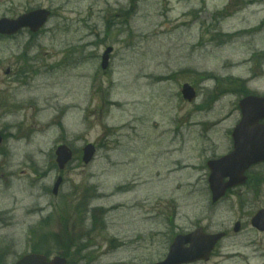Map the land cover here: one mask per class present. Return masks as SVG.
Returning a JSON list of instances; mask_svg holds the SVG:
<instances>
[{
    "label": "rangeland",
    "instance_id": "obj_1",
    "mask_svg": "<svg viewBox=\"0 0 264 264\" xmlns=\"http://www.w3.org/2000/svg\"><path fill=\"white\" fill-rule=\"evenodd\" d=\"M257 1L0 0V17L52 11L37 34L0 38V264L36 246L46 216L45 249L73 253L71 264L156 262L169 216L185 230L230 229L202 264H264V232L251 226L264 208V164L217 204L207 166L232 148L239 100L250 90L264 94V0ZM184 83L198 92L191 103ZM87 143L98 151L84 165L77 159ZM61 144L76 157L63 171ZM145 218L157 220L144 225ZM145 232L155 236L136 252L118 250L120 240ZM83 240L92 250L75 253Z\"/></svg>",
    "mask_w": 264,
    "mask_h": 264
},
{
    "label": "water",
    "instance_id": "obj_2",
    "mask_svg": "<svg viewBox=\"0 0 264 264\" xmlns=\"http://www.w3.org/2000/svg\"><path fill=\"white\" fill-rule=\"evenodd\" d=\"M51 12L40 8L32 10L18 17L17 19L1 18L0 33L13 34L22 28H30L32 32H37L48 21ZM112 47H108L102 58V68L107 69L109 65ZM184 98L192 101L196 92L189 84L183 88ZM242 118L234 128L232 137L234 140L233 151L217 160L209 162L211 175L209 178L210 188L213 194V201H218L224 196L227 190L247 180L246 171L253 165L264 162V96L251 95L240 101ZM3 137L0 131V145ZM95 147L88 144L84 148V162L89 163L94 154ZM57 163L63 169L72 159V152L66 145H61L56 150ZM229 178L227 182L225 179ZM62 182V177L58 179L54 187L57 193ZM253 226L259 230H264V210L259 211L253 218ZM240 224L237 223L235 230H239ZM223 236L222 233L206 235L202 229H198L188 236H179L171 249L169 258L161 264L181 263L201 258L208 259L209 252L214 244ZM190 242L191 248L183 252L182 244ZM17 264H48L42 255H30L19 261ZM49 264H66L63 258H56Z\"/></svg>",
    "mask_w": 264,
    "mask_h": 264
},
{
    "label": "flooded vegetation",
    "instance_id": "obj_3",
    "mask_svg": "<svg viewBox=\"0 0 264 264\" xmlns=\"http://www.w3.org/2000/svg\"><path fill=\"white\" fill-rule=\"evenodd\" d=\"M243 1L251 2V3L254 2V0H234V2L236 4L241 3ZM248 5L251 6L250 4H248ZM18 35H19V33L16 34V35H12V36H4V38H15ZM1 37H3V36H1ZM8 72H10V69H9ZM229 194L230 193H228L227 195H229ZM144 220L146 222H148V223H146L144 225H151L150 222H156L157 219H154V218H145ZM164 226H165V229H166L167 239L165 241V254H164V256L162 258H164L166 256V254H167L170 246L172 245V243L175 240V237L178 234H188L189 232H191V230H193V229H191V230L190 229L185 230L184 227L183 228L182 227H177L176 224H175V222L174 221H171V218L170 219L168 218V220L166 221V223H165ZM197 227H200V226L197 225L195 228H197ZM128 230L129 229H126L124 232L126 233V232H128ZM136 230L137 229H135V228L132 229V231H136ZM149 230L152 231L153 228H150ZM204 230L207 232V229L205 227H204ZM224 232L226 233V235H225V237L222 240H220L218 242V244L216 245V248L219 247L220 245H222L223 241L226 240L230 236V234H231L230 229H226V230H224ZM149 234L150 235L152 234V238L151 239H153V237L155 236L154 233H146L145 232L144 234H142L143 236L141 234H137L134 237H132L133 239L130 238V240H128V241H121L120 240L121 243L119 241V245H118L119 248H118V250L124 249V250H131L133 252H136L139 248L142 247L143 239L145 237H147V236H150ZM235 234H237V233L235 232ZM134 259L136 260L137 258L134 257ZM142 262L140 264H142ZM202 263H204V262L203 261H200V262H195V263H192V264H202ZM124 264H127V263H124ZM135 264H137V263H135Z\"/></svg>",
    "mask_w": 264,
    "mask_h": 264
}]
</instances>
